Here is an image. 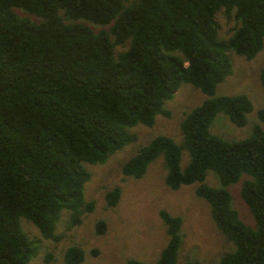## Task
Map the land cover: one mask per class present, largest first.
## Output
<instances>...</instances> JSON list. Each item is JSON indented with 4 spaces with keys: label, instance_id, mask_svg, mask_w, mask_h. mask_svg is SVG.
<instances>
[{
    "label": "trees",
    "instance_id": "16d2710c",
    "mask_svg": "<svg viewBox=\"0 0 264 264\" xmlns=\"http://www.w3.org/2000/svg\"><path fill=\"white\" fill-rule=\"evenodd\" d=\"M221 9L236 22L226 39L215 20ZM85 21L109 27L93 30ZM125 42L115 55L114 47ZM263 47L264 0H0V264H28L37 251L21 217L52 240L59 239L54 231L62 209L70 225L80 223L93 209L83 194L90 177L85 164L103 163L134 141L129 128L135 124L151 126L155 115L167 116L164 100L181 83L206 95L184 114L181 143L155 136L123 163L121 174L140 177L162 154L167 187L197 182L195 195L233 243L217 264H264V130L256 124L238 140L209 131L217 113L241 126L252 108L244 94L213 96L232 72L227 51L251 59ZM259 79L264 85V68ZM257 117L264 123V108ZM183 149L188 161L182 167ZM209 169L219 187L205 183ZM243 174L240 196L254 226L240 220L226 189ZM119 197L115 185L104 195L106 206ZM159 216L167 242L153 264H176L181 217L164 209ZM104 231L98 220L95 233ZM83 258L78 245L63 253L65 264Z\"/></svg>",
    "mask_w": 264,
    "mask_h": 264
},
{
    "label": "rangeland",
    "instance_id": "374dc122",
    "mask_svg": "<svg viewBox=\"0 0 264 264\" xmlns=\"http://www.w3.org/2000/svg\"><path fill=\"white\" fill-rule=\"evenodd\" d=\"M20 16L36 21L37 18L15 8ZM59 14L63 16L62 10ZM218 36L228 38L236 24L233 13L226 14L223 9L215 14ZM93 30L108 28L85 21ZM114 47V54L126 49ZM232 64L231 74L224 77L215 87L213 96L244 94L251 102V110L246 113L245 123L237 126L222 112L214 117L209 131L226 140H238L248 136L254 125L264 130V123L257 117V110L264 108V85L259 74L264 68V47L251 59L227 51ZM206 95L190 83H181L170 98L164 100L163 107L169 114L155 115L154 123L145 126L140 123L129 128L136 139L110 153L103 163L85 166L90 172L84 183L83 194L87 201L93 202V209L83 214L77 225L69 224V212L62 209L56 223L55 234L58 240L45 239L38 228L29 220L21 217L20 224L28 236L38 246L28 264H65L63 253L70 245H78L84 251L82 264H125L128 259H137L153 264L167 242L165 225L159 216L161 209L171 215L181 217V245L178 249L176 264L187 261L199 264H217L219 257L234 249L233 243L216 227L211 219L208 203L195 195L197 182L170 189L165 184L166 165L163 155L159 154L147 166L140 177L122 176L121 166L137 150L158 135H166L176 143H181L180 122L184 114L199 105ZM188 161L185 149L181 153L180 164ZM240 178L226 186L230 195V205L242 222L254 226L252 214L240 196ZM205 183L219 187L217 175L207 170ZM115 185L120 187V197L116 205L106 206L104 195ZM103 220L105 231L95 233V223Z\"/></svg>",
    "mask_w": 264,
    "mask_h": 264
}]
</instances>
